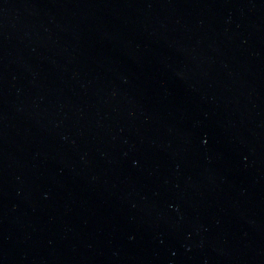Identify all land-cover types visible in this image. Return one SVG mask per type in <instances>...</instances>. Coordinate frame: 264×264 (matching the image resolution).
Masks as SVG:
<instances>
[{
    "label": "water",
    "instance_id": "95a60500",
    "mask_svg": "<svg viewBox=\"0 0 264 264\" xmlns=\"http://www.w3.org/2000/svg\"><path fill=\"white\" fill-rule=\"evenodd\" d=\"M0 264H264V0H0Z\"/></svg>",
    "mask_w": 264,
    "mask_h": 264
}]
</instances>
